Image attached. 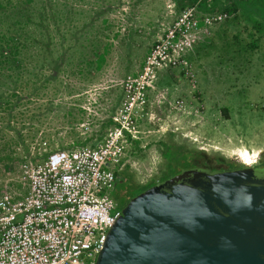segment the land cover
Returning a JSON list of instances; mask_svg holds the SVG:
<instances>
[{
	"label": "rangeland",
	"instance_id": "374dc122",
	"mask_svg": "<svg viewBox=\"0 0 264 264\" xmlns=\"http://www.w3.org/2000/svg\"><path fill=\"white\" fill-rule=\"evenodd\" d=\"M249 1L263 13L173 0H0L4 53L19 51L18 66L0 63V216L86 144L121 147L116 189L123 178L157 182L170 144L257 163L264 0Z\"/></svg>",
	"mask_w": 264,
	"mask_h": 264
},
{
	"label": "water",
	"instance_id": "95a60500",
	"mask_svg": "<svg viewBox=\"0 0 264 264\" xmlns=\"http://www.w3.org/2000/svg\"><path fill=\"white\" fill-rule=\"evenodd\" d=\"M96 264H264V168L151 185L122 207Z\"/></svg>",
	"mask_w": 264,
	"mask_h": 264
},
{
	"label": "built area",
	"instance_id": "2783aa9c",
	"mask_svg": "<svg viewBox=\"0 0 264 264\" xmlns=\"http://www.w3.org/2000/svg\"><path fill=\"white\" fill-rule=\"evenodd\" d=\"M120 148L82 145L61 171L35 181L18 211L8 206L0 216V264H96L121 215L112 195Z\"/></svg>",
	"mask_w": 264,
	"mask_h": 264
},
{
	"label": "trees",
	"instance_id": "16d2710c",
	"mask_svg": "<svg viewBox=\"0 0 264 264\" xmlns=\"http://www.w3.org/2000/svg\"><path fill=\"white\" fill-rule=\"evenodd\" d=\"M174 4L177 6V8L182 9L185 6L189 5H195L202 11H208V10H214L216 8L220 9L221 12L224 14H233L236 13L238 8L243 9L247 12H253L255 15L262 14L263 12L259 11V8L255 9L257 7L255 5L256 2H252L249 0H231V1H220V0H214L212 4H209L207 0H173ZM227 12V13H226ZM51 39V36H49ZM46 47L49 48L47 52V56L44 57L45 62H51L54 58V53L52 48L50 49V45L46 43ZM19 51L16 50L14 53H8L5 54L2 43L0 42V63L2 67H7L8 65L18 66V56ZM22 74L21 71L17 74L16 78H19L20 82L22 81L21 78ZM19 83V82H18ZM17 83V84H18ZM172 144L167 146L168 152L166 155V164L165 169L163 173L160 175L157 182L166 180L176 174H179L180 172L184 170H190V169H206L211 171H231V170H238V169H257V168H264V154L261 155V166L257 167H250L248 165H242L235 163L233 161H230L229 159L220 156L218 154L209 155L204 150L201 149H195V148H188L184 147L183 145L174 146L172 151H170ZM155 181H152L151 183H148L146 185L142 186H135L133 184H130L128 180L123 178L121 183H119V189L114 192V199L116 200L117 204L119 206H124L129 199L137 195L139 192L143 191L144 189L150 187L151 185H154L157 183Z\"/></svg>",
	"mask_w": 264,
	"mask_h": 264
},
{
	"label": "flooded vegetation",
	"instance_id": "af4514ba",
	"mask_svg": "<svg viewBox=\"0 0 264 264\" xmlns=\"http://www.w3.org/2000/svg\"><path fill=\"white\" fill-rule=\"evenodd\" d=\"M261 158H262V157L259 158V160L257 161V163L251 165L250 167L261 166V165H260V164H261V162H260V159H261ZM248 166H249V165H248ZM116 184H117V180H116V183H115L114 189H113V191H112V192H113V193H112L113 196H114V194H115L114 192L117 190V189H116ZM117 188H118V187H117Z\"/></svg>",
	"mask_w": 264,
	"mask_h": 264
},
{
	"label": "bare ground",
	"instance_id": "6f19581e",
	"mask_svg": "<svg viewBox=\"0 0 264 264\" xmlns=\"http://www.w3.org/2000/svg\"><path fill=\"white\" fill-rule=\"evenodd\" d=\"M243 151V150H242ZM241 152V151H240ZM247 153V152H246Z\"/></svg>",
	"mask_w": 264,
	"mask_h": 264
}]
</instances>
